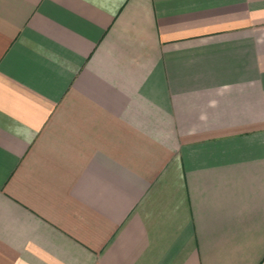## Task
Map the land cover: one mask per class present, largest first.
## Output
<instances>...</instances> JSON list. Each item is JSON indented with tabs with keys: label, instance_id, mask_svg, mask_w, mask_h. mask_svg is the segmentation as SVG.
<instances>
[{
	"label": "crops",
	"instance_id": "crops-1",
	"mask_svg": "<svg viewBox=\"0 0 264 264\" xmlns=\"http://www.w3.org/2000/svg\"><path fill=\"white\" fill-rule=\"evenodd\" d=\"M0 264H264V0H0Z\"/></svg>",
	"mask_w": 264,
	"mask_h": 264
}]
</instances>
